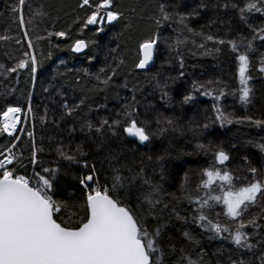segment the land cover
I'll use <instances>...</instances> for the list:
<instances>
[{
	"label": "trees",
	"instance_id": "trees-1",
	"mask_svg": "<svg viewBox=\"0 0 264 264\" xmlns=\"http://www.w3.org/2000/svg\"><path fill=\"white\" fill-rule=\"evenodd\" d=\"M113 2V10L123 13V19L106 24L104 31L97 33L95 25L80 30V21L90 11L87 7H81L82 0H26L24 16L26 20H32L29 35L36 47L38 59L42 54V66L35 88L32 87L30 69L20 70L18 74L0 75V112L9 105L26 109L28 92H34L33 114L28 119L25 131L14 133V136L22 138L16 142V151H23L25 156L30 155L32 140L28 137V131H32L38 147L44 149L40 157L45 162L44 166L59 167L61 170L58 195L53 196V199H70L77 203L81 202L82 193L73 176L81 174V164L59 157L57 147L63 146L65 150H70L71 155L79 146L86 156H78V159H87L90 163L95 161L97 167H103L105 175H111L108 171L109 158L116 156L121 163V174L125 177L135 175L133 183L122 190L121 198L140 216L145 217V227L149 230L158 221L147 215V206L140 208L142 201L139 198L147 187L143 183L145 179L159 184L162 189L160 203L153 215L158 214L159 223L166 225L162 237L165 264H178L182 249L185 250V255L190 250L193 258L202 249L205 264H230V260L238 259L249 261L250 264H262L264 218L258 214L264 208V198L259 199L257 205L252 206L244 217L246 220L256 217L260 224L255 229L257 237L251 240L256 247L249 251L238 249L227 239H209L212 234L202 230L194 222L195 206L189 204L184 197L185 193L194 196L201 194L196 191V186L202 179L201 172L214 162L212 152L200 151L197 145L211 144L213 150L220 148L229 155L228 161L216 167L227 168L234 176L240 177L236 181L237 187L246 183V176L251 179L247 171L249 164L264 171V153L258 147L264 144V126L258 127L245 121L221 127L215 119L212 97L193 93L194 99L189 103H183V97L191 91L193 81L206 83L219 80L226 85L225 91L228 93L238 87L235 56L230 49L214 41H205L203 36L196 33L212 34L225 40L238 38V34L250 38L253 33L248 24L253 27L264 26V15L252 13L246 24L240 19L239 11L232 7L233 4L242 7L244 0H165L171 11L186 16L195 9V14L184 21L193 30L188 32L176 23L175 18L165 22L159 29L155 27L151 17L158 0ZM17 3L18 0H0V36L8 37L0 40V64L6 68L14 66L27 50L28 41L24 40L22 30L10 15L11 7ZM41 11L46 15H39ZM57 31H65L67 36L48 37V32ZM156 31H159L162 39L152 67L145 71L135 69L138 43L148 39ZM37 36L44 38L37 41ZM17 39L21 40V44L16 43ZM75 39L96 43L77 54L70 50ZM175 39H183L184 43L169 48ZM254 43L256 50L251 54L250 71V83L254 89L252 103L243 105L239 102L238 95H225L221 97L219 104L225 113L264 120V74L258 71L264 44L259 40ZM217 48L220 51H216ZM209 49L212 51L208 52ZM89 56L93 59L89 60ZM101 69H104L103 73L100 72ZM113 69L116 72L110 84L105 87L96 76L99 74L102 80L106 74H112ZM181 72L184 73L183 77L180 76ZM157 83H167L164 89L168 93L166 98H162L160 88L156 87ZM133 87L136 89L134 93L131 91ZM216 87V84L211 85L212 89ZM44 88L49 91L44 92ZM218 94L214 92V95ZM133 95L138 101L139 120L147 127L150 141L140 144L138 140L128 137L123 132V124L118 127L116 136L106 126L103 133H97L95 127L82 130L81 126L86 121L99 127L102 119H108L109 123L118 119L117 113L127 102L125 98L131 100ZM82 99L84 102L81 104ZM65 102L73 107L71 114L62 107ZM76 105L80 106L75 107ZM46 109L47 118L41 124L39 117L45 115ZM169 121L172 123L169 124ZM205 124L208 125L207 128L203 127ZM13 138L0 133V149L11 144ZM166 153L171 155L166 160L161 175L162 169L156 157ZM245 157L248 158L247 163ZM25 163L31 173L32 166L27 161ZM19 174H23V170ZM73 212L76 221L84 215L83 210L68 209L61 213L58 220L72 223L69 217ZM207 214L213 222L228 223L221 205L209 210ZM248 231L253 230L249 228ZM185 232H189L199 243L193 244L183 235Z\"/></svg>",
	"mask_w": 264,
	"mask_h": 264
},
{
	"label": "snow or ice",
	"instance_id": "snow-or-ice-1",
	"mask_svg": "<svg viewBox=\"0 0 264 264\" xmlns=\"http://www.w3.org/2000/svg\"><path fill=\"white\" fill-rule=\"evenodd\" d=\"M25 5L26 0H18V3L11 7L10 15L22 30L24 40L28 41L27 50L22 53L14 66L6 68L0 64V75L18 74L20 70L28 71L30 69L34 89L39 69L42 66V54L38 59L36 47L28 31L32 20H26L24 16ZM28 7L31 9L30 4ZM81 7L90 9L86 18L80 21L81 31L90 25H95L97 33L103 32L106 24L110 25L123 19V13L113 10V0H99V2L82 0ZM232 7L239 11L240 19L246 24L250 14L264 15V0H244L242 7L236 4H233ZM194 14L195 9L188 13V16ZM39 15L44 16L46 13L41 11ZM188 16L171 11L170 5L165 0H158L151 22L159 29L165 22L175 18L178 25H182L188 32H192L193 30L184 23ZM248 27L252 29L253 33L250 38L238 34V38L225 40L218 39L212 34L196 33V35L203 36L205 41H214L218 45L227 46L231 54L235 56V77L238 87L233 88L231 93L225 91L226 85H223L219 80L206 83L193 81L191 91L183 97V103L193 101V93L197 92L202 96L212 97L213 112L216 113L215 119L221 127H224L225 124L233 122L240 124L245 121L258 127L264 126V120L253 119L251 116L241 118L225 113L219 104L221 97L225 95H238L239 102L243 105L252 103L254 89L250 83L252 80L250 75L251 54L256 50L254 43L256 40L264 44V26L253 27L248 24ZM47 35L48 37L63 38L67 36V33L57 31L48 32ZM43 38L37 36L36 40L39 41ZM6 39L8 37L0 36V40ZM161 39L159 31H156L148 39L138 43L135 69L145 70L153 61ZM16 43L21 44V40L17 39ZM95 43V41L75 39L70 50L80 53L90 44L95 45ZM183 43V39H175L169 48L178 47ZM211 51V49L208 50V52ZM216 51H220V49L217 48ZM88 59L92 60L93 57L89 56ZM181 67H183L182 60ZM258 71L264 74V54H261L259 58ZM100 72L103 73L104 69H101ZM115 72L116 69H113L112 74H106L102 80L99 74L96 78L106 87L110 84ZM183 75L184 73L181 72L180 76L183 77ZM212 84H216L217 87L212 89ZM156 87L160 88L162 98L168 96V93L164 91L167 83L163 85L157 83ZM201 89L204 90L201 91ZM43 91L48 92L49 89L44 88ZM131 91L134 93L135 87ZM214 92L219 94L214 95ZM33 95L34 92L30 90L26 109L22 106L9 105L3 112H0V133L14 137L11 144L0 149V264H165L162 237L166 225L159 223L158 214L153 215L155 208L160 203L162 189L159 184L151 183L146 179L143 181L147 187L141 193L139 199L142 203L139 206L140 208L147 206V215L153 216V219L158 221L156 226L149 230L145 227V217L140 216L121 198L122 190H126L133 183L135 175L123 176L121 163L116 156H110L108 171L111 175H105L103 167H97L95 161L90 163L87 159L82 161L78 159V156H86L79 146L71 155L69 154L70 150H65L63 146L57 147L56 152L59 157L81 164V174L74 175L73 178L78 181L82 195L80 203L70 199L63 201L53 199V196L58 195L61 170L59 167L44 166L45 162L40 158L44 149L38 147L32 131H28V137L32 140L30 155L25 156L23 151H16L18 147L16 142L22 138L14 136V133L25 131L24 128L18 126L22 116L27 120L33 114ZM125 99L127 102L117 113L118 119L112 120L111 123L108 119H102L99 127H96L91 121H86L81 126L82 130L85 128L91 130L95 127L97 133H103L106 126L108 131L116 136L118 127L123 124V132L136 138L140 144L150 141L147 127L144 126L143 121L139 120L138 101L135 95L131 100ZM83 102L82 99L80 103ZM62 107L67 109L69 114L74 110L67 102ZM46 118L47 109L45 115L39 117L40 123L43 124ZM168 123L171 124L172 121ZM203 127L207 128L208 125L205 124ZM258 147L264 153V144L258 145ZM197 149L204 152L211 151L214 162L201 172L202 179L196 186V191L201 194L194 196L191 193H185L184 198L188 200L189 204L195 206L194 222L202 230L212 234L209 239L219 237L230 240L238 249L253 250L256 245L251 243V240L257 237L255 229L260 227V224L256 217L247 220L244 217L252 206L257 205L259 199L264 198V171L249 164L247 171L251 179L246 176L244 178L246 183L237 187L236 181H239L240 177L234 176L227 168L216 167L230 159L223 149L213 150L211 144L197 145ZM170 155V153H166L156 157L162 169L161 175H163L165 162L170 158ZM244 160L246 163L248 162L247 157ZM25 161L32 166L31 173L28 172ZM21 170H23V174H19ZM140 172L142 173L143 169ZM258 176L260 178H257ZM218 205L224 209L227 224L213 222L207 214L209 210ZM68 209L83 210L84 215L76 221L75 212H73L69 217L73 221L72 223L58 220L61 213ZM258 215L264 218V208ZM249 228L253 231L249 232ZM183 235L193 244L199 243L189 232H185ZM184 252L185 250L182 249L178 264H205L203 259L205 253L202 249L195 254V258L190 250L187 255L183 254ZM230 264H250V262L238 259L230 260ZM262 264H264V258H262Z\"/></svg>",
	"mask_w": 264,
	"mask_h": 264
},
{
	"label": "rangeland",
	"instance_id": "rangeland-1",
	"mask_svg": "<svg viewBox=\"0 0 264 264\" xmlns=\"http://www.w3.org/2000/svg\"><path fill=\"white\" fill-rule=\"evenodd\" d=\"M30 117H31V116H29V117L27 118V120H25V119L23 118V116H22V117H21L20 124H19L18 127L25 128V126H26V124H27V122H28V119H29ZM20 133H21V131H20Z\"/></svg>",
	"mask_w": 264,
	"mask_h": 264
},
{
	"label": "water",
	"instance_id": "water-1",
	"mask_svg": "<svg viewBox=\"0 0 264 264\" xmlns=\"http://www.w3.org/2000/svg\"><path fill=\"white\" fill-rule=\"evenodd\" d=\"M83 51V50H82ZM154 60H155V56H154V59H153V61L152 62H150V64L146 67V69L145 70H148V69H150L151 67H152V65H153V63H154ZM139 70V69H138ZM145 70H141V71H145Z\"/></svg>",
	"mask_w": 264,
	"mask_h": 264
},
{
	"label": "bare ground",
	"instance_id": "bare-ground-1",
	"mask_svg": "<svg viewBox=\"0 0 264 264\" xmlns=\"http://www.w3.org/2000/svg\"><path fill=\"white\" fill-rule=\"evenodd\" d=\"M90 26H93V25H90ZM84 50H85V49H84ZM84 50H83V51H84ZM83 51H82V52H83ZM82 52H80V53H82ZM74 53H75V52H74ZM80 53H77V54H80ZM127 136L130 137V138L136 139V138H134V137H132V136H129L128 134H127ZM263 229H264V225H263Z\"/></svg>",
	"mask_w": 264,
	"mask_h": 264
}]
</instances>
